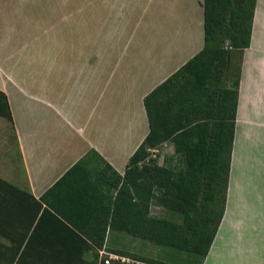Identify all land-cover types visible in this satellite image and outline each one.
I'll return each mask as SVG.
<instances>
[{
  "label": "crops",
  "instance_id": "1",
  "mask_svg": "<svg viewBox=\"0 0 264 264\" xmlns=\"http://www.w3.org/2000/svg\"><path fill=\"white\" fill-rule=\"evenodd\" d=\"M11 1L0 0V50L33 42L39 51L28 58L21 51L0 54V90L23 164L21 176L0 168V177L40 199L90 150L102 158L93 162L104 160L123 175L150 131L144 98L205 45L203 0H55L47 11L56 18L23 42L16 35L27 28L15 25L31 21L15 8L26 0ZM235 68L240 83L226 210L203 264H264V0H257L251 44ZM162 145L174 155L173 142ZM0 228L7 233L0 232V264H15V222L0 218ZM123 234L109 232L106 250L125 244ZM68 237L47 232L44 223L28 252L38 261L25 264L64 254ZM70 239L76 264H87L93 251ZM51 241L60 243L48 252Z\"/></svg>",
  "mask_w": 264,
  "mask_h": 264
},
{
  "label": "trees",
  "instance_id": "2",
  "mask_svg": "<svg viewBox=\"0 0 264 264\" xmlns=\"http://www.w3.org/2000/svg\"><path fill=\"white\" fill-rule=\"evenodd\" d=\"M257 0H203L205 45L186 64L144 98L150 131L130 157L125 173L90 150L42 196L0 177V218L15 222V264L32 259L43 224L47 232L69 236L65 253L40 258L44 264H76L75 236L87 264H106L108 233L135 238L187 253L184 262L203 264L226 210L238 110L240 75L229 86V72L251 44ZM0 117L13 124L8 96L0 90ZM167 141L175 153L165 164L151 149ZM176 158V159H175ZM102 159V158H101ZM154 205L167 214L152 213ZM24 221V224L22 222ZM3 235H7L0 228ZM60 242H48L52 252ZM150 264H171L130 253L107 250ZM137 264L112 260L110 264ZM37 264V263H36Z\"/></svg>",
  "mask_w": 264,
  "mask_h": 264
},
{
  "label": "rangeland",
  "instance_id": "3",
  "mask_svg": "<svg viewBox=\"0 0 264 264\" xmlns=\"http://www.w3.org/2000/svg\"><path fill=\"white\" fill-rule=\"evenodd\" d=\"M15 2V0H13ZM45 1V2H44ZM55 0H26V5L21 8H15L18 9H25L22 13H25V15L30 19L31 24L26 25H15L16 29L25 27L26 33L23 37H18L16 35L17 42H23L25 39L29 37L37 27H43L46 25L48 27V24H50L51 19H54L55 15H52L50 12H48L51 7L54 6ZM3 3L10 4L12 3L11 0H2ZM19 3V2H17ZM27 9V10H26ZM46 13H42V11H45ZM48 10V11H47ZM52 10V9H51ZM20 14L18 17H20ZM56 18V17H55ZM15 23L17 24V18ZM36 33V32H35ZM31 47H28L26 49H20L17 50L14 48V50H0V54L7 55L8 52H13L17 54L19 51L22 52L20 56H24L26 58L28 57H34L38 55V49L34 46L33 42L28 43ZM28 45V46H29ZM17 47V46H16ZM25 51V52H23ZM12 53V54H13ZM236 75H238L237 68L231 69L229 72L228 78H233V81L236 80ZM232 76V77H231ZM157 156L154 157L151 153V157L155 159L159 164H165L171 157L173 153L172 150H169V146L167 145H160L158 147ZM176 159V158H175ZM0 168H2L5 171H14V175L16 177H19L23 174V164L20 157V152L17 144V140L14 136L13 128L11 127V124L8 122V120L4 117H0ZM152 213L157 216H163L167 213L160 208L157 205H154L152 208ZM125 237V240L123 239L122 242L125 244H121V242H117L115 245L118 249H126V251L138 254L141 256H145L150 259L154 260H163L168 263L174 264L177 262H184L183 258H185L186 254L185 252L176 250L171 247L163 246V245H157L154 243H151L146 240H142L139 238L132 237L127 234H123ZM114 245V246H115ZM113 247V246H110ZM109 250V249H108ZM118 264V263H115ZM120 264V263H119ZM143 264V263H141ZM146 264V263H145ZM150 264V263H147Z\"/></svg>",
  "mask_w": 264,
  "mask_h": 264
},
{
  "label": "built area",
  "instance_id": "4",
  "mask_svg": "<svg viewBox=\"0 0 264 264\" xmlns=\"http://www.w3.org/2000/svg\"><path fill=\"white\" fill-rule=\"evenodd\" d=\"M158 151H159L158 148H153V149H151L150 152L153 154L154 157H156ZM99 254H100V260H102L104 257L107 256L105 258V263L106 264H110L112 262V260H118V261H121V262H134V263H137V264H141V263L145 264L144 262L131 259V258L127 257V256H123V255H120V254H117V253L108 252L105 249H100L99 250Z\"/></svg>",
  "mask_w": 264,
  "mask_h": 264
}]
</instances>
